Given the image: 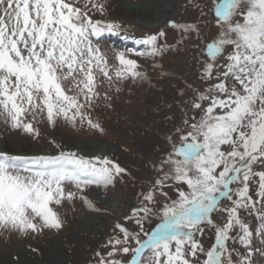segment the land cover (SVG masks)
I'll use <instances>...</instances> for the list:
<instances>
[{
  "label": "snow or ice",
  "instance_id": "obj_1",
  "mask_svg": "<svg viewBox=\"0 0 264 264\" xmlns=\"http://www.w3.org/2000/svg\"><path fill=\"white\" fill-rule=\"evenodd\" d=\"M92 7L104 14L102 3ZM209 10L217 26L210 41L196 22H168L180 31L179 43L194 36L197 48L204 45L199 51L200 78L208 88L193 89L190 103L199 110V119L193 115L191 121L184 120L187 129H177L178 145L168 138L171 151L160 161L161 175L143 194L144 206L133 209L129 218L143 213L136 219L143 231V221L155 214L148 205L156 203V191L168 180L186 185L187 191L177 188V198L164 204L160 222L144 232L143 239L117 224L123 238L109 242L111 259L101 257L98 264H144L146 250L152 253L148 264H249L229 241L238 239L244 248L250 247L254 230L246 216H255L258 231L264 234V0H212ZM118 27L93 19L66 0H0V115L13 128L23 127L29 133L34 131L32 124L21 120L28 113L33 119L46 113L53 125L60 116L72 122L79 116L83 121L82 109L98 96L93 65L112 80L107 58L93 46L92 38ZM164 36L160 31L138 40L150 50L135 54L162 56L171 48L159 42L158 37ZM115 58L120 65L115 72L118 79L147 78L125 52H117ZM64 81H74L78 94L68 95ZM88 123L99 128L90 119ZM125 171L107 157L88 158L72 151L32 157L0 152V228L22 233L59 230L62 221L51 205L75 198V193L65 192V185L80 192L89 185L107 187ZM160 194L167 197L166 192ZM81 199L93 209L86 196ZM213 213L223 219H214ZM205 228L214 234L208 247L197 239ZM130 240L137 246H131Z\"/></svg>",
  "mask_w": 264,
  "mask_h": 264
},
{
  "label": "rangeland",
  "instance_id": "obj_2",
  "mask_svg": "<svg viewBox=\"0 0 264 264\" xmlns=\"http://www.w3.org/2000/svg\"><path fill=\"white\" fill-rule=\"evenodd\" d=\"M87 11L93 19H102L119 25L115 36L104 40H93V46H98L106 56L108 71L112 76L109 81L99 69L93 65L95 91L98 96L92 98L91 105L85 104L82 109L85 115L83 121L77 116L74 122L57 117L53 125L47 119L46 113H32L21 117L22 123H31L33 132H26L23 127L13 128L11 121H6L0 115V152L16 156L56 155L60 150L72 151L78 155L93 158L107 157L113 164L125 169L124 173L116 175L112 185H89L83 192L72 185H65V192L75 193L72 200L64 199L60 205H51L62 221L59 230L43 228L35 232L22 233L11 229L0 228V264H22L25 259H31L39 264H98L101 257L111 259L107 253L112 250L110 241L123 238L116 228L117 224L130 233L151 232L160 222V215L165 203H171L177 198V188L187 191L186 185H179L168 180L162 189L155 193L156 203L149 204L154 213L143 221V231L136 224V219L143 216L138 213L133 217V209L144 206V195L161 175L158 171L160 161L171 151V142L180 143L177 129H187L184 120L191 121L193 115L199 119V110L191 107L193 89L204 92L208 82L200 77L203 74L199 63V51L195 37L179 43L181 33L169 26V21L178 24L198 23L203 36L211 40L217 34L215 17L209 9L212 0H66ZM93 3L104 5L101 15ZM127 5H142L152 13L163 12L164 18L158 26L140 25L134 14L120 13L118 8ZM199 5V8L196 5ZM167 5V6H166ZM164 6L168 7L164 10ZM201 10L204 15H201ZM159 14V13H158ZM135 18V19H133ZM150 24V23H149ZM160 43L167 42L171 48L162 56H137L136 52H147L148 46L138 44L151 35H158ZM125 35L129 43L118 41L116 35ZM231 50V49H229ZM117 52H125L127 58L135 59L140 66L138 71L146 74V79H118L115 75L120 67L115 56ZM223 63V60H219ZM215 82L214 80L212 81ZM191 87H188V86ZM64 89L68 95H77L74 81H64ZM183 93V94H181ZM81 103L84 102L80 95ZM207 107L208 102H203ZM218 111V110H217ZM72 111L69 112L71 117ZM98 124L99 128L92 127ZM38 133V135L36 134ZM55 142V143H53ZM59 145L60 148H57ZM65 146V148H64ZM36 147L31 151L28 148ZM55 152V153H54ZM257 170H261L257 168ZM236 185H233L235 188ZM256 187L255 181L252 184ZM161 191L167 193L162 196ZM86 196L93 203L89 209L81 199ZM115 200L111 205L108 200ZM222 201V204H227ZM213 218L223 217L213 213ZM254 230L249 248H244L238 241L229 244L247 257L249 264H264V234L258 231L260 222L255 216L245 217ZM205 247L213 242L214 234L210 228H205L203 236L197 235ZM129 244L136 247L134 240ZM35 249V251H33ZM58 252L53 256L52 252ZM45 253L52 256L45 258ZM100 253V256L96 254ZM152 253L146 250L144 264H148ZM116 258H120L117 256ZM239 258V257H237ZM130 259V255L125 257Z\"/></svg>",
  "mask_w": 264,
  "mask_h": 264
},
{
  "label": "bare ground",
  "instance_id": "obj_3",
  "mask_svg": "<svg viewBox=\"0 0 264 264\" xmlns=\"http://www.w3.org/2000/svg\"><path fill=\"white\" fill-rule=\"evenodd\" d=\"M167 6V5H166ZM168 7H165L164 6V10H167ZM119 12L120 13H123V14H128V15H132L134 14V16H136L135 18L138 20L137 23L140 24V25H145L144 23H147L146 25H153V26H158L160 25V21L164 18V14L163 12H158V13H152L150 12L148 9H146V7L142 6L141 4L140 5H137L136 7H134V5H127V4H124L123 6H120L118 8ZM133 18V19H135ZM150 23V24H149ZM120 38V41H124V40H127L126 37L122 38V37H119ZM65 148V146H64ZM33 149H36V147H31V148H28L29 151L33 150ZM55 153V152H54ZM108 203H110L111 205H115L116 204V201L115 200H108L107 201ZM52 252V255L53 256H58L56 255L58 252H55V251H50ZM45 258H48L47 256H52L51 253H45ZM22 264H39L38 262H35L31 259H25L24 261H22Z\"/></svg>",
  "mask_w": 264,
  "mask_h": 264
}]
</instances>
